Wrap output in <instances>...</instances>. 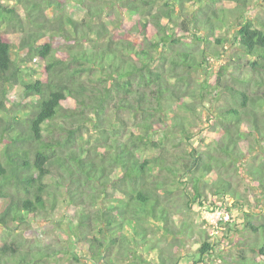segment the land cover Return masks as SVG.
Instances as JSON below:
<instances>
[{"label":"trees","instance_id":"1","mask_svg":"<svg viewBox=\"0 0 264 264\" xmlns=\"http://www.w3.org/2000/svg\"><path fill=\"white\" fill-rule=\"evenodd\" d=\"M253 3L0 0V264H44L55 255L15 232L61 202L75 211L74 260L88 252L107 264L113 244L117 257H136L129 243L149 238L150 219L163 223L162 239L183 241L186 222L169 207L176 191L191 208L221 199L223 209L237 195L230 176L243 169L264 192V18L252 19ZM111 5L115 32L103 15ZM78 6L85 20L69 14ZM227 43L236 51L214 70L209 58ZM218 100L199 129L205 147H191L195 113ZM12 107L11 119L1 113ZM248 226L264 237L263 222ZM215 249L203 242L199 262ZM258 254L264 260V241Z\"/></svg>","mask_w":264,"mask_h":264},{"label":"rangeland","instance_id":"2","mask_svg":"<svg viewBox=\"0 0 264 264\" xmlns=\"http://www.w3.org/2000/svg\"><path fill=\"white\" fill-rule=\"evenodd\" d=\"M253 5L249 8L254 11L252 17L254 20L264 18V1L263 0H252ZM257 2V3H256ZM13 5V3H10ZM97 5L98 2H96ZM72 5V4H70ZM117 6V4H115ZM81 9L77 11L69 10V14L78 21L85 20L86 10L78 6ZM104 20L112 32L113 25L118 22V11H114L112 5L110 8L104 9ZM66 12V9H65ZM124 11H121V19L124 18ZM47 15H52V10H47ZM260 15V16H259ZM233 20L236 18L233 17ZM182 19L179 18L180 22ZM242 21H239L241 24ZM220 33V30L218 31ZM235 49L230 43H227L222 49V53L218 57H210L209 62L214 70H218L221 65L228 63L229 58L235 53ZM204 77H196L198 83H201ZM21 100H16L20 102ZM189 102V100H187ZM223 100H218L212 103V101L205 103V107H199L198 113L194 115L193 124L197 127L193 130L195 138L190 142L191 147L204 148L201 139H204L203 134L199 129L205 127L206 122L213 116L216 115L218 107ZM214 104V105H213ZM16 108L12 107L9 112H1L9 119H11L16 113ZM18 116H23L22 110L17 113ZM112 123H116L115 116H111ZM127 121L128 130L132 129V122L129 116H125ZM109 127V126H108ZM91 128V127H89ZM112 131V128L109 127ZM92 132V131H91ZM93 134V133H92ZM93 139L97 138L96 134H93ZM92 139V140H93ZM179 139V138H178ZM184 140V138H183ZM264 141L261 142V144ZM260 144V145H261ZM204 150V149H203ZM259 151L249 153V159H244L243 162H252L251 157L258 155ZM260 155V154H259ZM247 156V157H248ZM251 156V157H250ZM242 162V163H243ZM258 160L256 161V163ZM243 170V169H241ZM240 170L239 172L233 173L230 179L233 180L237 187V195L235 197H227L224 202L225 208L217 209L216 205H219L221 199H211L205 203V207H201L198 204L191 206L185 202V198L181 196V191H176L170 201L169 207L172 213H179L183 216L186 222L184 229H187V234L183 235V241L173 240L171 237L163 238V223L155 225L154 220L150 219L148 226L152 227L149 231V238L147 240H139V238H133L134 249L131 252L136 254V257H131L127 251H123L122 257H117L116 253L119 249L118 244L112 245V253L109 251L107 264H160V256L166 257L167 264H193L195 261H201V256L198 253V248L205 241L210 242L216 249L215 251L209 252L204 257L203 263L198 264H264L258 254V250L261 242L263 243L264 237L262 238L263 231H254L248 224L251 222L254 225L264 223V192L258 190L252 183V181ZM189 192V188H188ZM187 192V193H188ZM75 211L72 208L62 203L59 208L52 215H44V217L35 221L32 228L16 229L18 238L27 247H38L46 248L50 247L54 250L55 255L44 264H95L91 262L90 255L88 252L80 254V261L74 260L75 255L71 253L70 232L75 227L70 225L75 224L74 221ZM228 215V219H226ZM228 222V223H225ZM179 227V226H177ZM27 230V231H25ZM2 230L0 229V232ZM139 241H144L140 242ZM138 243V244H137ZM137 244V245H136ZM152 250L144 251L150 249ZM136 247V248H135ZM137 254L142 257H137ZM128 256V257H127Z\"/></svg>","mask_w":264,"mask_h":264},{"label":"built area","instance_id":"3","mask_svg":"<svg viewBox=\"0 0 264 264\" xmlns=\"http://www.w3.org/2000/svg\"><path fill=\"white\" fill-rule=\"evenodd\" d=\"M226 219H228V215H226V217H225Z\"/></svg>","mask_w":264,"mask_h":264},{"label":"bare ground","instance_id":"4","mask_svg":"<svg viewBox=\"0 0 264 264\" xmlns=\"http://www.w3.org/2000/svg\"><path fill=\"white\" fill-rule=\"evenodd\" d=\"M128 257V256H127ZM109 259V258H108Z\"/></svg>","mask_w":264,"mask_h":264}]
</instances>
